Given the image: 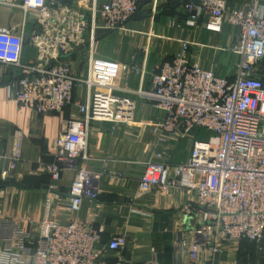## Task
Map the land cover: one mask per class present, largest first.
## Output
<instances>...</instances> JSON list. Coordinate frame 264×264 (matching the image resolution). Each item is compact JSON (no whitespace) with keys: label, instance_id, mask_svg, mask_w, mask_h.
I'll return each instance as SVG.
<instances>
[{"label":"built area","instance_id":"1","mask_svg":"<svg viewBox=\"0 0 264 264\" xmlns=\"http://www.w3.org/2000/svg\"><path fill=\"white\" fill-rule=\"evenodd\" d=\"M141 0H92L87 8L63 0H0L26 15H36L37 28L26 37V20L21 28L0 26V63L19 68L21 77L7 85L8 97L38 113L63 112L75 105L78 114L70 119L56 139L55 161L47 166L58 180L66 163L76 162L71 182V209L79 210L85 199L97 200L102 174L88 169L89 137L94 121L117 122L122 102L118 79L131 70L143 75V67L97 58V31L122 29L138 11ZM187 23L221 33L223 25L240 28L234 44L220 48L239 58L233 78L206 68L201 54L192 57L198 42L182 39L170 60L160 64L151 84L134 92L150 102L164 116L151 124L159 161L145 163L140 190L170 193L181 189L191 200L179 213L183 219L172 249L185 253L191 264L206 247L209 260H217L241 241L264 240V0L244 8H230L225 0H185ZM175 24V22H172ZM88 32L90 37H88ZM29 42L36 60L23 59ZM87 47L85 74L74 72L70 56ZM85 86L88 98L76 100L75 89ZM190 145L189 157L170 159L169 145L181 141ZM23 133H14L10 153L3 151L14 171L23 157ZM142 219L151 212L134 209ZM32 229L8 221L0 244V264H127L124 251L128 238L115 235L106 249L96 244L103 228L92 221L75 220L62 225L46 217L30 221ZM115 253L107 259L105 252ZM153 250H155L153 248Z\"/></svg>","mask_w":264,"mask_h":264},{"label":"crops","instance_id":"2","mask_svg":"<svg viewBox=\"0 0 264 264\" xmlns=\"http://www.w3.org/2000/svg\"><path fill=\"white\" fill-rule=\"evenodd\" d=\"M91 1L63 0L79 8H87ZM103 1L98 0L99 3ZM184 1L141 0L139 8L141 6L145 17H133L122 29L97 31V58L142 66L143 75L126 70L118 79L121 87L130 90L118 91L122 102L117 122L91 123L86 165L91 171L102 174L100 193L97 200L85 199L79 210L71 209L69 193L76 162L66 163L58 180L53 179L47 169L56 159V139L68 121L78 114V108L73 105L61 113H38L21 106L8 97L7 85L12 79L21 77L22 72L19 68L0 63V138L3 151L10 153L17 130L23 133V157L17 168L5 173L9 162H0V244L8 221H16L28 230L32 229L30 221L39 223L46 217L62 225L75 220L92 221L95 227H102L104 231L102 240L96 244L99 249H106L115 235L123 234L128 238L124 251L127 264H191L185 253L172 249L183 221L179 208L191 197L178 188L170 193L140 190L145 163L161 160L157 155L151 124L161 119L164 112L154 108L134 90L150 86L153 73L162 62L172 58L182 39L198 42L199 45L191 46L192 57L201 54L206 68L233 78L239 58L220 48L234 44L240 28L225 23L221 33H214L204 27L203 21L190 26L188 13L182 5ZM225 1L230 8H244L254 0ZM17 14L20 22L14 18ZM35 17L32 12L26 15L16 7L0 6V26L19 29L26 20V37L37 28ZM23 59L26 62L36 60V50L28 41L24 46ZM70 61L76 74H85L88 69L87 47L72 54ZM74 96L76 100L85 102L87 88H76ZM169 148L170 159L183 161L189 157L190 145L186 140L178 145L171 144ZM134 209L151 212L152 217L142 219L132 212ZM105 255L107 259L115 257L111 250H106ZM245 259H249L248 262ZM193 264H264V259L241 258L237 249H233L212 262L203 246Z\"/></svg>","mask_w":264,"mask_h":264},{"label":"rangeland","instance_id":"3","mask_svg":"<svg viewBox=\"0 0 264 264\" xmlns=\"http://www.w3.org/2000/svg\"><path fill=\"white\" fill-rule=\"evenodd\" d=\"M13 17V16H12ZM14 18H17V21L20 22V15H15ZM15 21V22H17ZM241 258H252L256 257L257 259H264V240L259 242H249V241H242L239 244V248L237 249ZM254 253V254H253ZM248 262L247 259H245Z\"/></svg>","mask_w":264,"mask_h":264},{"label":"water","instance_id":"4","mask_svg":"<svg viewBox=\"0 0 264 264\" xmlns=\"http://www.w3.org/2000/svg\"><path fill=\"white\" fill-rule=\"evenodd\" d=\"M192 1L195 2V3H198L199 2V0H192ZM143 17H145V15L142 14V12H141V6H140V8L138 9V11L136 12V14L134 16V19H142Z\"/></svg>","mask_w":264,"mask_h":264},{"label":"trees","instance_id":"5","mask_svg":"<svg viewBox=\"0 0 264 264\" xmlns=\"http://www.w3.org/2000/svg\"><path fill=\"white\" fill-rule=\"evenodd\" d=\"M12 80H13V79H12ZM12 80H11V81H12ZM68 107H69V106H68ZM243 241H249V240L245 239V240H243ZM241 242H242V241H241ZM241 242H240V243H241ZM249 242H252V241H249Z\"/></svg>","mask_w":264,"mask_h":264}]
</instances>
